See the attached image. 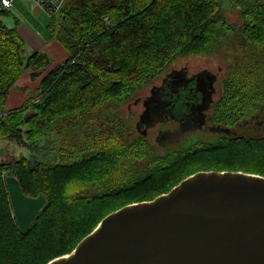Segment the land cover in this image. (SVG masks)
Listing matches in <instances>:
<instances>
[{"label": "trees", "instance_id": "1", "mask_svg": "<svg viewBox=\"0 0 264 264\" xmlns=\"http://www.w3.org/2000/svg\"><path fill=\"white\" fill-rule=\"evenodd\" d=\"M233 6L242 24L230 21ZM7 14L0 11V140L56 151L60 161H0V264L68 255L110 213L152 201L197 172L264 176V0H66L48 24L68 52L56 64L29 51L18 21L3 20ZM226 44L237 59L227 64L216 111L230 133L167 147L141 133L132 137L120 107L174 63L219 58ZM27 71L43 75L39 87L7 110ZM7 176L28 196L49 198L26 233L14 217Z\"/></svg>", "mask_w": 264, "mask_h": 264}, {"label": "water", "instance_id": "2", "mask_svg": "<svg viewBox=\"0 0 264 264\" xmlns=\"http://www.w3.org/2000/svg\"><path fill=\"white\" fill-rule=\"evenodd\" d=\"M6 186L26 233L49 198L28 196L15 176ZM47 264H264V176L197 172L152 201L110 213L74 251Z\"/></svg>", "mask_w": 264, "mask_h": 264}, {"label": "flooded vegetation", "instance_id": "3", "mask_svg": "<svg viewBox=\"0 0 264 264\" xmlns=\"http://www.w3.org/2000/svg\"><path fill=\"white\" fill-rule=\"evenodd\" d=\"M224 74L219 64L197 66L180 60L171 65L127 104L133 120L132 137L141 133L167 147L183 142L193 132L203 138L223 133L226 127L218 119L216 108Z\"/></svg>", "mask_w": 264, "mask_h": 264}, {"label": "rangeland", "instance_id": "4", "mask_svg": "<svg viewBox=\"0 0 264 264\" xmlns=\"http://www.w3.org/2000/svg\"><path fill=\"white\" fill-rule=\"evenodd\" d=\"M21 2V7L25 11V13L28 15V17L31 20V23L33 24V27L38 31L46 40L48 43L47 45H50L53 41L54 35L48 28V24L50 22L51 16H49L47 13L42 11L40 7L36 5L34 0H22ZM237 6H233L231 10H229V19L232 23L234 24H242L241 19L238 15V10L236 9ZM7 19H11V21H14V19L11 16V13L7 14V16L3 17V20L7 22ZM15 23V22H14ZM22 24H20L21 26ZM232 42V41H231ZM58 45L65 50V48L57 42ZM231 50H234L233 47H231L229 44L224 45L217 53H215V56L219 58H214L212 56L210 57H204V56H196V57H190V58H185L183 60H186L188 62H191L193 64H196L197 66L199 64L206 65L207 63H212L213 65L219 64L224 68V71L226 72L227 70V64L230 60L235 61L237 59L236 56L232 53ZM44 53H47L50 55L52 60L54 61V54L51 50L48 52L47 50L43 51ZM237 53V49H236ZM219 61V62H218ZM184 62V61H181ZM180 62V63H181ZM43 75L40 78V83ZM40 85V84H39ZM39 87V86H38ZM26 102V101H25ZM23 105V104H22ZM135 112H137L135 110ZM118 113L121 114L122 116H127L129 117V111L127 105L124 107H120L118 109ZM125 124L128 125V127L132 130L133 128V120L131 121L127 120L125 121ZM197 132H193L189 134L187 137L183 139V143L185 145H189L195 141H198L200 139H203L201 137V134H196ZM193 134V135H192ZM65 139V136L62 137V141ZM211 139V138H210ZM62 148H66V146L62 145ZM22 157H26L28 159H35L37 157H42L43 159L49 161L52 164L58 163L60 161L59 154L56 153V151H45V152H36V150H32L26 145H19L16 142L10 141V140H0V161H9L13 162L16 161Z\"/></svg>", "mask_w": 264, "mask_h": 264}, {"label": "crops", "instance_id": "5", "mask_svg": "<svg viewBox=\"0 0 264 264\" xmlns=\"http://www.w3.org/2000/svg\"><path fill=\"white\" fill-rule=\"evenodd\" d=\"M21 2L23 1L14 0L13 9L9 12L11 13V16L18 21L19 34L27 43L29 51L33 53L43 52L45 50L50 52L51 50L53 53H55L53 58L54 63H62L68 57V52L66 49L63 50L55 39H53L50 45H47L48 43L44 37L38 31H36V29L33 27V24L31 23L30 18L22 9ZM7 20L9 25L14 23V21H11V19ZM20 24L22 25L20 26ZM39 84L40 78L35 79L30 71L25 72L18 80L16 85L12 88L9 99L7 100L6 109H12L24 104L29 96H31V94L38 88Z\"/></svg>", "mask_w": 264, "mask_h": 264}, {"label": "built area", "instance_id": "6", "mask_svg": "<svg viewBox=\"0 0 264 264\" xmlns=\"http://www.w3.org/2000/svg\"><path fill=\"white\" fill-rule=\"evenodd\" d=\"M66 0H34V2L49 16L59 12ZM14 0H0V11H11Z\"/></svg>", "mask_w": 264, "mask_h": 264}, {"label": "bare ground", "instance_id": "7", "mask_svg": "<svg viewBox=\"0 0 264 264\" xmlns=\"http://www.w3.org/2000/svg\"><path fill=\"white\" fill-rule=\"evenodd\" d=\"M166 194V193H165ZM134 204V203H133ZM130 205V204H129Z\"/></svg>", "mask_w": 264, "mask_h": 264}]
</instances>
